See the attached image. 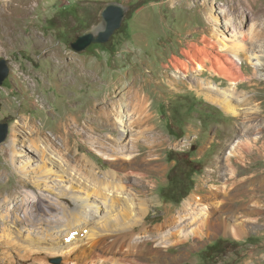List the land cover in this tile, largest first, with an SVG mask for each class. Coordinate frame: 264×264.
I'll use <instances>...</instances> for the list:
<instances>
[{
  "label": "rangeland",
  "instance_id": "1",
  "mask_svg": "<svg viewBox=\"0 0 264 264\" xmlns=\"http://www.w3.org/2000/svg\"><path fill=\"white\" fill-rule=\"evenodd\" d=\"M110 2L129 8L119 30L72 51ZM260 45L264 0H0L9 64L0 122L10 127L0 144V264H70L53 241L93 229L104 197L129 203L115 229L132 236H111L98 264H264ZM249 54L263 55L257 67ZM130 87L146 100L160 146L137 138L133 118L124 135L101 127L107 102L118 111L117 94ZM186 184L172 201L168 190ZM252 200L256 214H238Z\"/></svg>",
  "mask_w": 264,
  "mask_h": 264
},
{
  "label": "bare ground",
  "instance_id": "2",
  "mask_svg": "<svg viewBox=\"0 0 264 264\" xmlns=\"http://www.w3.org/2000/svg\"><path fill=\"white\" fill-rule=\"evenodd\" d=\"M225 25H226L225 26L226 28L230 27V32H236L239 29L238 26L236 27L231 22L225 23ZM220 39H221V43L223 45L222 46L223 49L230 48V46H231V44H230L231 40L230 39L224 38L223 35L221 36ZM259 47H264V46L260 45ZM262 57H263V55L256 56V55L249 54L248 60H249V62L252 63V66L257 67L258 62ZM233 58L235 59L236 64H238V65L242 64V59L239 56H237V54H233ZM181 67H183L185 70L184 66H181ZM223 71H221L222 74H223ZM259 75L264 77V74H259ZM117 95H118L117 101H118V105H119V110L117 111V107L113 103H109V101H112V100H109L107 102V105L109 106V111H108V114L103 117L101 127H104L106 129H108L109 131H113L114 127H116L117 131L123 133V135H124L125 132L127 131V129H126V123H128V122H126L127 119L133 118L134 119L133 126L136 129H138L137 138H139L140 136H143V133H144V135L150 134L151 138H152V139L150 138L151 139V145H152L150 148L156 147L158 145L160 146V144H161L160 143V137H159V134L156 132V128H155L156 125L154 126V125L150 124V121H149L150 114L148 111L149 110L148 105L146 104V100L142 96H140L139 91L130 87V89L123 90L120 94H117ZM124 101H126V105L124 104ZM112 111H115V112H113V113H115L113 116H112ZM126 111H130V115H128V112H126ZM115 115H116V117L114 119ZM89 122H90V125L93 127L92 129L95 130L97 128L98 123L94 119H89ZM123 135H122V137H123ZM146 139H147V137H146ZM144 140H145V138H144ZM137 143L138 142L136 140V142H135L136 148H137ZM134 145L132 146V148H135ZM138 156L139 157L141 156L140 160L146 161V158L144 156L142 157L141 154ZM52 164L54 165V163H52ZM57 164H58V162H57ZM57 168H60V167L58 166ZM136 176H137V174H136ZM122 194H123V192H122ZM126 200H128V199H126ZM128 206H129V203H127V202H124V203L122 202V204H120V200H119V202H114V200H112L110 197H108V198L104 197L103 200L101 202H99L98 205H95L96 214H95V219H94L93 224H95L96 228L94 226L93 229H89L83 234L72 235L68 238L66 237L67 239L65 238V240H63L61 242H58L59 240L57 239L55 242L53 241V245H52L53 249L55 250V252H57V254L59 252H63L65 254L66 259L68 258L70 260V262H71L70 264H98L96 262V260L98 258H100L101 255L102 256H104L105 254L107 255L106 252L103 255L104 251L106 250V248L108 249V247L111 246L110 243L112 241L114 242V240L111 241V239H110V241H109L110 243H108V240L111 236L116 234L119 236L118 238L125 240V238H127L131 234L130 233L131 231H128V230H124V232H123L121 229H115V228H117L116 224L120 223L119 221H121L122 219L124 220V218H122V214H120V213L117 214L116 211L119 210L120 207L128 208ZM111 215H114V216L112 217ZM106 216H107V218H106ZM83 222H85V221L83 220ZM104 224H107V225H104ZM53 227L55 228V226H53ZM111 227H113L114 229ZM82 228H84V227H82ZM54 232H55V230H54ZM57 232H55V236H56ZM131 236H129V237H131ZM63 237H65V236H63ZM56 238H57V236L55 237V239ZM89 248L94 253L91 252L89 254V250L87 251V249H89ZM111 248H112V246H111ZM92 253L94 254V257H92ZM64 254L59 253L58 255L64 256ZM104 257L107 259V256H104ZM105 258L103 259V257H102L101 260L103 259V262H106ZM111 261H113V259H111ZM114 262H116V260H114ZM100 263H102V262H100ZM65 264H67V263H65ZM114 264H116V263H114Z\"/></svg>",
  "mask_w": 264,
  "mask_h": 264
},
{
  "label": "water",
  "instance_id": "3",
  "mask_svg": "<svg viewBox=\"0 0 264 264\" xmlns=\"http://www.w3.org/2000/svg\"><path fill=\"white\" fill-rule=\"evenodd\" d=\"M129 8L119 2L106 4L100 13V23L88 32L78 35L70 48L76 53L84 52L91 45L106 44L114 33L119 30ZM9 75V64L5 59H0V86ZM9 124L0 122V144L8 139Z\"/></svg>",
  "mask_w": 264,
  "mask_h": 264
},
{
  "label": "crops",
  "instance_id": "4",
  "mask_svg": "<svg viewBox=\"0 0 264 264\" xmlns=\"http://www.w3.org/2000/svg\"><path fill=\"white\" fill-rule=\"evenodd\" d=\"M250 203H252L253 205H251V204H248V205H245V206H241V208H238L237 210L239 211L238 212V214H242V213H245L246 211L248 212V211H250V212H252L253 214H256L255 212V210L253 209L256 205H254L256 202H254L253 200L252 201H250ZM247 207H248V209H247ZM250 207H252V208H250ZM245 209H247L245 212H242L243 210H245ZM244 217H245V214H244ZM230 218H232V219H236V223H238L237 222V220H238V215H232V216H230ZM245 219H248L249 221L252 219L251 217L250 218H245ZM234 222V223H235ZM240 223H242V221L240 222ZM243 224V223H242ZM234 228V229H233ZM231 231L233 230V232H232V234L236 237V236H238L239 234H241L242 233V231H241V229L240 228H236V226H234V227H232V229H230ZM237 231V232H236Z\"/></svg>",
  "mask_w": 264,
  "mask_h": 264
},
{
  "label": "trees",
  "instance_id": "5",
  "mask_svg": "<svg viewBox=\"0 0 264 264\" xmlns=\"http://www.w3.org/2000/svg\"><path fill=\"white\" fill-rule=\"evenodd\" d=\"M172 189H175V188H171L170 190H168L170 193H169V195H170V199H172V201H174V202H178V201H180L183 197H185L186 196V194H187V192H188V189H189V184H186L185 185V187L183 186V187H181V189H180V192H177V190L175 189V191L174 190H172Z\"/></svg>",
  "mask_w": 264,
  "mask_h": 264
}]
</instances>
